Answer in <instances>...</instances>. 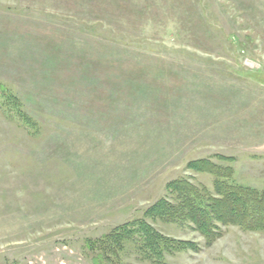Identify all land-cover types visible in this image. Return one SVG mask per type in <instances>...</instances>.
Listing matches in <instances>:
<instances>
[{"label":"rangeland","instance_id":"1","mask_svg":"<svg viewBox=\"0 0 264 264\" xmlns=\"http://www.w3.org/2000/svg\"><path fill=\"white\" fill-rule=\"evenodd\" d=\"M201 158L264 190V0H0V264H264V230L145 216L212 192ZM140 220L197 248L97 257Z\"/></svg>","mask_w":264,"mask_h":264},{"label":"trees","instance_id":"2","mask_svg":"<svg viewBox=\"0 0 264 264\" xmlns=\"http://www.w3.org/2000/svg\"><path fill=\"white\" fill-rule=\"evenodd\" d=\"M187 168L214 175L212 192L184 178L170 181L167 190L173 199H158L145 210L146 217L189 223L203 235L207 245L220 237L222 226L235 225L245 230H264V190L229 182L232 167L219 165L206 158L189 161ZM128 240L143 249L159 247L166 252L197 248L194 242L169 238L156 231L145 220H140L132 227L128 223L123 224L98 239L97 257L101 261L112 262L111 256L116 254L117 246Z\"/></svg>","mask_w":264,"mask_h":264}]
</instances>
